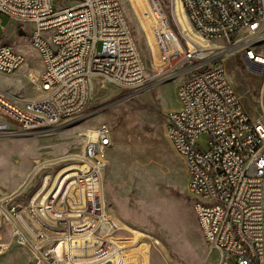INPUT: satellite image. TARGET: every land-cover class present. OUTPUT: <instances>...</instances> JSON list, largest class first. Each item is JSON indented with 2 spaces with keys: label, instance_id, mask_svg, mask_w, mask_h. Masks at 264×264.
<instances>
[{
  "label": "built area",
  "instance_id": "obj_1",
  "mask_svg": "<svg viewBox=\"0 0 264 264\" xmlns=\"http://www.w3.org/2000/svg\"><path fill=\"white\" fill-rule=\"evenodd\" d=\"M179 1L189 24L180 30L187 48L166 8L175 9L176 0H146L160 66L148 76L120 0H0V15L16 21L18 30L31 25L30 42L44 64L40 73L26 74L37 96L0 89V138L47 134L80 119L98 78L133 94L164 74L189 72L166 132L185 161L203 237L210 253L218 252L217 264H264V107L260 118L251 116L222 62L194 63L201 50L190 35L216 42L209 48L218 58L239 52L264 84V0ZM25 61L0 39L1 72L14 74ZM202 134L206 146L198 143ZM111 145V129L100 125L85 139L68 178L59 176L49 189L47 178L26 206L11 207L10 216L0 200V226L6 216L15 241L37 264H148L144 236L120 244L103 231V171Z\"/></svg>",
  "mask_w": 264,
  "mask_h": 264
},
{
  "label": "rangeland",
  "instance_id": "obj_2",
  "mask_svg": "<svg viewBox=\"0 0 264 264\" xmlns=\"http://www.w3.org/2000/svg\"><path fill=\"white\" fill-rule=\"evenodd\" d=\"M147 62V75L160 68L151 40V18L146 0H120ZM172 27L187 48L188 38L180 33L189 24L179 0L167 6ZM0 39L26 59L14 74L0 71V89L28 98L38 95L26 74L43 69V59L30 42L31 25L18 34L19 24L0 15ZM21 27V26H19ZM198 51L194 63L205 60L208 67L223 63L245 108L254 118L263 113L262 78L248 68L239 52L215 55L209 43L192 32ZM203 45L201 44V42ZM224 43V42H219ZM210 47V48H209ZM202 52V53H201ZM217 59V62H215ZM164 74L133 94L123 87L98 78L86 113L80 119L47 134L0 138V200L6 213L13 205L26 206L33 193L49 178L47 189L58 179L71 175L89 131L107 125L112 132L103 171L104 232L120 244H132L141 235L149 245L148 264H217L218 252L210 253L195 211V197L188 190V173L183 157L166 132V118L179 108L178 88L190 76ZM229 78V79H230ZM208 136L198 143L206 146ZM53 158V159H52ZM43 160L38 166L37 161ZM35 255L13 236V226L4 216L0 226V264H37Z\"/></svg>",
  "mask_w": 264,
  "mask_h": 264
},
{
  "label": "bare ground",
  "instance_id": "obj_3",
  "mask_svg": "<svg viewBox=\"0 0 264 264\" xmlns=\"http://www.w3.org/2000/svg\"><path fill=\"white\" fill-rule=\"evenodd\" d=\"M180 3H181V2H180ZM182 8H183V7H182ZM229 78H230V77H229ZM230 80H232V79L230 78ZM92 131H93V130H91V131H89V132L87 133L86 138L89 137V136L91 135ZM52 159H53V158H52ZM42 161H43V160H39V161H37V163H36L37 165H36V166H38V164H40ZM106 218H107V217H106ZM104 221H105V220H104Z\"/></svg>",
  "mask_w": 264,
  "mask_h": 264
},
{
  "label": "water",
  "instance_id": "obj_4",
  "mask_svg": "<svg viewBox=\"0 0 264 264\" xmlns=\"http://www.w3.org/2000/svg\"><path fill=\"white\" fill-rule=\"evenodd\" d=\"M18 34H19L20 36H24V35L26 34V31H25L23 28H20V29L18 30Z\"/></svg>",
  "mask_w": 264,
  "mask_h": 264
}]
</instances>
